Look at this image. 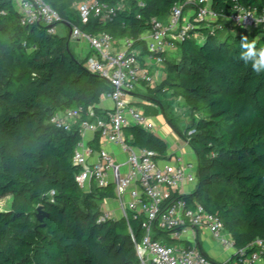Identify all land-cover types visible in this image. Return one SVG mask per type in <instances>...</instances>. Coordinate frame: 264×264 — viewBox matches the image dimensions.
I'll list each match as a JSON object with an SVG mask.
<instances>
[{"label": "trees", "instance_id": "16d2710c", "mask_svg": "<svg viewBox=\"0 0 264 264\" xmlns=\"http://www.w3.org/2000/svg\"><path fill=\"white\" fill-rule=\"evenodd\" d=\"M43 1L68 27L92 36L129 38L141 48L140 36L182 0H98L122 3L123 9L111 21L91 17L87 23L73 8L81 0ZM235 4L264 13V0H210L218 20L208 25L192 21L175 43V56L164 57V79L144 86L141 97L160 108L196 156V187L181 198L219 217L240 249L264 241V73L239 59L242 36L264 49V28L249 31L221 20ZM19 19L15 2L0 0V197L12 196L9 209L0 211V264H135L130 231L136 241L142 238V217L129 213L101 220L102 201L115 195L111 185L91 184L84 191L75 181L81 170L73 161L80 122L66 131L49 124L53 115L70 109L80 110L82 120L89 109L101 114L98 105L110 86L85 68L88 56L76 60L67 36ZM221 28L229 29L223 39ZM168 93L191 115L183 130L162 106L160 96ZM126 129L129 146L150 151L156 159L169 157L166 143L152 131ZM89 145L99 150L97 134ZM38 207L45 213L41 222ZM162 237L161 231L152 236Z\"/></svg>", "mask_w": 264, "mask_h": 264}, {"label": "built area", "instance_id": "2783aa9c", "mask_svg": "<svg viewBox=\"0 0 264 264\" xmlns=\"http://www.w3.org/2000/svg\"><path fill=\"white\" fill-rule=\"evenodd\" d=\"M20 16V23L26 25L41 24L50 34H57V25L62 24L59 14L43 0H13ZM81 22L98 18L101 22L111 21L117 11L123 9L122 3L108 5L98 0H81L73 4ZM189 12V18L185 13ZM219 16L210 9V0H182L176 3L168 16L155 20L152 28L144 32L140 39L143 47H133V40L124 38L120 45L107 33L88 35L78 27H69V41H85L92 52L86 60V69L97 74L110 86L108 98L112 108L96 114L88 110L86 119H81L78 109L58 112L49 119V124L57 129L69 130L80 122V133L97 134L99 142L120 145L126 152L127 171L121 172L112 156L99 149L97 161L89 162L90 148L80 142L73 155V161L81 167L75 177L77 185L88 191L91 184L98 187L112 185L120 205V217L129 213L142 217L141 227L144 235L136 241L130 231L137 256L135 264H214L192 239L188 245L181 244V233L207 229L225 248H233L237 264H264V241L255 240L249 255L245 248H234L233 239L225 230L222 221L216 215L206 211L197 203H188L181 196L183 184H197L196 164L184 162L180 156L156 159L150 151L135 149L126 142L123 130L138 126L146 131L154 130L153 123L146 115L129 101V95L138 85L155 86L156 74L163 73L164 57L175 51V43L182 41L192 21L208 25L216 22ZM221 20L231 27L254 30L264 28V13L257 14L254 9L235 4L229 15ZM68 33V34H69ZM129 197L123 201V196ZM109 212H102L100 219H111ZM155 231H161L169 240L179 241L171 245L161 239H153Z\"/></svg>", "mask_w": 264, "mask_h": 264}, {"label": "crops", "instance_id": "0c3cea01", "mask_svg": "<svg viewBox=\"0 0 264 264\" xmlns=\"http://www.w3.org/2000/svg\"><path fill=\"white\" fill-rule=\"evenodd\" d=\"M190 14L189 12L185 13V18H189ZM62 30L61 32L57 33L59 36H67L69 33V27L67 24H61ZM57 32V30H56ZM124 38H118L115 39L117 42V45L121 44V41ZM82 40H76L74 42H80ZM69 41V46H70ZM87 44V43H86ZM71 51L74 54L73 49L70 47ZM176 50L167 53V57L171 58L175 56ZM92 55L91 50L89 49L88 45L87 48L85 49V56L83 59L86 58V56L90 57ZM162 70L160 69L157 74H156V83L155 85H158L165 77L164 72H161ZM145 93V88L143 85H138L136 89L129 95V101L133 105L141 104L144 106L149 107V112L145 113L143 109H140L146 117L153 123L154 125V132L156 135H158L161 139L164 140V142L167 145L168 149V155L174 156V155H179L184 162H195L196 156L192 149L188 146V144L183 141L181 138L177 136V134L173 131L176 137H172L169 134V128L171 127L167 124L165 121L161 110L158 106L155 104H150L147 101L143 100L141 97L142 94ZM113 106L112 101L108 98V96H105L101 103L98 105V109L101 111L111 109ZM159 113V114H158ZM125 139L128 140L130 139V135L127 129L123 130ZM165 135L171 138V148L165 141ZM94 135L89 132H83L81 136V143L83 144L84 147L90 148L89 144H91L93 140ZM174 139H178L181 141V143L178 145ZM99 149H102L109 153L113 161L117 164L120 165L121 167V172L125 173L127 171V166L125 165L126 162V157L127 154L126 152L122 149L120 145L113 144V143H107V142H100ZM136 149V148H135ZM99 150H92V155L88 158L89 162H96L97 161V153ZM112 186V185H111ZM181 193L182 194H187L189 195L193 190L194 186L190 184H183L181 187ZM115 195V194H114ZM129 197L127 195L123 196V201L126 202L128 201ZM101 211L102 212H109L112 218H120V205L117 200V197L114 196L113 199H105L101 203ZM163 241H166V243L171 244L173 242L172 240H169V237L166 236L160 238ZM192 239H195L198 242V245L200 247V250L214 263V264H237L236 259L233 257L234 256V249L233 248H225L223 247L211 234L207 229L201 228V229H196L194 230V236L190 231H186L184 233H181V238L179 241L181 244L188 245L191 243ZM178 241V242H179Z\"/></svg>", "mask_w": 264, "mask_h": 264}, {"label": "rangeland", "instance_id": "374dc122", "mask_svg": "<svg viewBox=\"0 0 264 264\" xmlns=\"http://www.w3.org/2000/svg\"><path fill=\"white\" fill-rule=\"evenodd\" d=\"M213 26H215V25H213ZM56 30H57V33L61 32L62 26L57 25ZM228 33H229V29L221 28L219 38L220 39L225 38L228 35ZM70 47L74 51V56H75L76 60H78V61L83 60V58L85 56V49L87 48L86 42L85 41H80V42L72 41V42H70ZM84 66L86 67V64H84ZM160 99L163 101L162 102L163 108H165V110L167 111L169 116L171 118H173V120L175 121V123L177 124V126L180 129L183 130L186 125H189V123L191 122V115H190L187 107L183 104V102L179 98L168 93L163 97L160 96ZM135 107L138 108L139 110L143 109L145 111V113L149 112V107H147V106L137 104V105H135ZM169 131H170L169 134L173 138L176 137L175 134L173 133L172 129L169 128ZM174 140L178 145L181 143V141H180L181 139L180 140L174 139ZM165 141L167 142V144L171 148V138L168 137L167 135H165ZM177 156H179V155H177ZM193 164H196V160H195V162H193ZM11 199H12V196L10 194H7L3 197H0V211H6L9 209ZM178 244H179L178 241L171 242V245H173V246L178 245Z\"/></svg>", "mask_w": 264, "mask_h": 264}, {"label": "clouds", "instance_id": "9594fccd", "mask_svg": "<svg viewBox=\"0 0 264 264\" xmlns=\"http://www.w3.org/2000/svg\"><path fill=\"white\" fill-rule=\"evenodd\" d=\"M239 59L250 64L255 73H264V49H257L255 40L250 41L247 36L241 37ZM50 191L54 193L55 189Z\"/></svg>", "mask_w": 264, "mask_h": 264}, {"label": "water", "instance_id": "95a60500", "mask_svg": "<svg viewBox=\"0 0 264 264\" xmlns=\"http://www.w3.org/2000/svg\"><path fill=\"white\" fill-rule=\"evenodd\" d=\"M70 36V33L68 34V37ZM45 217V213L42 212L41 207L37 208V219L41 222L43 218Z\"/></svg>", "mask_w": 264, "mask_h": 264}]
</instances>
